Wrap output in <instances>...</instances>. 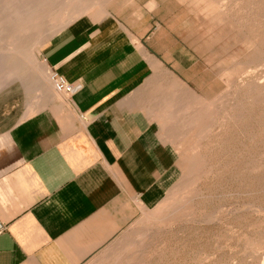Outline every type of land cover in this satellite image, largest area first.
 <instances>
[{
	"label": "crops",
	"instance_id": "1",
	"mask_svg": "<svg viewBox=\"0 0 264 264\" xmlns=\"http://www.w3.org/2000/svg\"><path fill=\"white\" fill-rule=\"evenodd\" d=\"M146 5L76 19L42 45L73 93L0 89V264H87L166 197L201 55Z\"/></svg>",
	"mask_w": 264,
	"mask_h": 264
},
{
	"label": "rangeland",
	"instance_id": "2",
	"mask_svg": "<svg viewBox=\"0 0 264 264\" xmlns=\"http://www.w3.org/2000/svg\"><path fill=\"white\" fill-rule=\"evenodd\" d=\"M138 1L156 7L155 20L191 51L199 50L201 94L181 117L180 158L166 197L138 210L87 264H264V0H0L6 15L0 29H8L0 33V89L17 77L10 67L20 54L16 60L26 67L18 77L29 80L26 91L62 94L39 59L42 45L62 30L61 18L71 11L79 12L77 20L70 16L74 22L103 18ZM19 4L36 7L31 23L9 18ZM33 42L36 59L29 63ZM29 105L32 112L35 105Z\"/></svg>",
	"mask_w": 264,
	"mask_h": 264
},
{
	"label": "bare ground",
	"instance_id": "3",
	"mask_svg": "<svg viewBox=\"0 0 264 264\" xmlns=\"http://www.w3.org/2000/svg\"><path fill=\"white\" fill-rule=\"evenodd\" d=\"M16 1V0H15ZM50 1V0H49ZM18 2V1H17ZM21 2V1H20ZM73 2V1H72ZM81 2V1H80ZM79 2V4H81ZM85 2V1H84ZM64 3V2H63ZM85 3H87V2H85ZM14 4H16V3H14ZM65 4V3H64ZM73 4V3H72ZM44 5V4H43ZM53 5H55V4H53ZM78 5V4H77ZM37 6V5H36ZM73 6H75V5H73ZM83 6V5H82ZM101 6V5H100ZM53 7V6H52ZM76 7V6H75ZM81 7V6H80ZM55 8V7H54ZM53 8V9H54ZM67 8V7H66ZM71 8H72V6H71ZM59 9V8H58ZM70 9V8H69ZM73 9V8H72ZM102 9V8H101ZM11 10V9H10ZM50 10H52V9H50ZM63 10H65V9H63ZM71 10V9H70ZM77 10V9H76ZM75 10V11H76ZM67 11V10H66ZM80 11V10H79ZM84 11V10H83ZM51 12V11H50ZM59 12V11H58ZM70 12V11H69ZM72 12V11H71ZM70 12V13H71ZM73 12H74V10H73ZM88 12V11H87ZM9 13V12H8ZM70 13H67V14H65L64 16L63 15H61V16H63V18H61L59 15V17L61 18V21L63 20H65V23H63V21L61 22V24L58 26V29H62V28H64L66 25H68L69 23H71L72 22V20H74V19H69V18H71L70 16H74L76 19H77V17H76V15L79 13H77L76 15H70ZM76 13V12H75ZM52 14V13H51ZM64 14V13H63ZM81 14V13H80ZM83 14V13H82ZM41 15V14H40ZM56 15V14H55ZM67 15V16H66ZM84 15V14H83ZM103 15L104 16H107L108 15V12H104L103 13ZM0 16H1V18H5L6 17V15H4V13H0ZM26 17H28V19H30L31 21H30V23L36 18V7L35 8H33V7H29V8H24V7H21L20 6V4H19V7H17V6H13L12 7V14H11V16L9 17L12 21L13 20H16V21H21L22 19H26ZM42 17H44V14H43V16ZM59 17H57V18H59ZM51 18V17H50ZM73 18V17H72ZM6 19V18H5ZM69 19V20H68ZM37 20V19H36ZM52 20V19H51ZM71 20V21H70ZM2 21V20H1ZM15 21V22H16ZM40 21V20H39ZM53 21V20H52ZM68 21H70V22H68ZM9 22V21H8ZM22 22V21H21ZM11 23V22H10ZM13 23V22H12ZM23 23V22H22ZM35 23H36V21H35ZM39 23V22H38ZM50 23V22H49ZM21 24V23H20ZM24 24V23H23ZM26 24V23H25ZM57 24V23H56ZM65 24V25H64ZM4 25H7V21L6 22H3V23H1V26H4ZM10 25V24H9ZM31 25V24H30ZM58 25V24H57ZM56 25V26H57ZM17 26H18V23H17ZM20 26V25H19ZM27 26V25H26ZM25 26V27H26ZM35 26V25H34ZM54 26V25H53ZM52 26V27H53ZM7 27H9V26H7ZM13 27V26H12ZM33 27V26H32ZM39 27V26H38ZM2 28V27H1ZM24 28V27H23ZM10 29V28H9ZM12 29V28H11ZM56 29V28H55ZM6 30H8V29H0V33H5L4 31H6ZM14 31H19L20 29H13ZM28 31L27 32H29V31H31L32 29H27ZM41 30V29H40ZM44 30V29H43ZM24 31V30H23ZM34 31H36V30H34ZM49 31V30H48ZM52 31V30H51ZM12 32V31H11ZM22 32V31H21ZM42 32V31H41ZM50 32V31H49ZM48 32V33H49ZM16 33H14V35H15ZM20 34V33H19ZM18 34V35H19ZM27 34V33H26ZM34 34H36V33H34ZM38 34H39V31H38ZM47 34V33H46ZM50 34V33H49ZM17 35V34H16ZM27 36V35H26ZM37 36V35H36ZM39 36V35H38ZM46 36V35H45ZM1 37V36H0ZM11 37H13V36H11ZM3 38V37H2ZM1 38V39H2ZM14 38V37H13ZM13 38H11V39H13ZM16 38H17V36H16ZM37 38H39V37H37ZM40 38H41V35H40ZM39 38V39H40ZM43 38H44V36H43ZM33 39V38H32ZM19 40V39H18ZM38 40V39H37ZM45 40V39H44ZM3 41V40H2ZM7 42L9 41V40H6ZM14 41V40H13ZM33 41V40H32ZM18 42V41H17ZM37 42V41H36ZM34 43V42H33ZM13 44V43H12ZM35 45H33L32 47H31V49L29 50V52L27 53V51H26V55H27V60H29V63H30V60H31V63H32V61L33 60H35L36 59V50H35V46L37 45L36 43H34ZM38 44H39V42H38ZM29 46V45H28ZM10 48V47H9ZM8 48V49H9ZM17 50V49H16ZM23 50V49H22ZM9 51V50H8ZM14 51V50H13ZM24 51H25V49H24ZM20 52V51H19ZM23 52V51H22ZM11 53H13V52H11ZM10 53V54H11ZM18 53V52H17ZM18 55H20V54H15V55H13L12 57L15 59H17L18 60V58H20ZM38 55V54H37ZM3 57V56H2ZM24 57H25V54H24ZM6 59V61H7V58H5ZM5 59H3V60H5ZM15 59V61L13 62V64L11 65V67H10V70H11V72H13V73H15L16 72V75H17V77L15 78V80L14 81H16V80H18L20 83H21V85L23 86V88L25 89V90H28V88L30 87L29 86V84L27 83L28 81H27V78H25V77H18V75L20 74V70H23L24 69V66H21V65H19L18 64V62H17V60ZM1 60V59H0ZM20 60V59H19ZM18 60V61H19ZM23 61H25V59H22ZM9 62V61H8ZM16 62V63H15ZM40 62V61H39ZM1 63V62H0ZM10 63V62H9ZM26 63V62H25ZM3 63H1V65H2ZM5 64V63H4ZM8 64V63H7ZM11 64V63H10ZM24 64V63H23ZM16 65V66H15ZM29 65V64H28ZM7 66V65H6ZM26 67V66H25ZM32 67H33V65H32ZM32 67H30V69L32 68ZM36 67V66H35ZM2 68V67H1ZM43 68V67H42ZM45 68V67H44ZM38 69V68H37ZM26 70V69H25ZM34 70V69H33ZM36 70V69H35ZM40 70V69H39ZM9 71V70H8ZM7 71V72H8ZM29 71V70H28ZM38 71V70H37ZM2 72V71H1ZM32 72V71H31ZM40 72V71H39ZM38 72V73H39ZM9 73H10V71H9ZM24 73H26V71L24 72ZM41 73V72H40ZM46 73V72H45ZM48 73V72H47ZM2 75V74H1ZM6 75V74H5ZM21 75H24L23 73L21 74ZM11 77V76H10ZM34 78V77H33ZM44 78V77H43ZM45 78H48V76L46 75V77ZM13 79V78H12ZM7 81V80H6ZM11 81V80H10ZM46 81V80H45ZM30 82H31V80H30ZM33 82V81H32ZM47 82V81H46ZM7 83V82H6ZM10 84V83H9ZM38 84V83H37ZM42 85H43V83H42ZM53 85V84H52ZM48 86V85H47ZM34 87H36V86H34ZM42 87V86H41ZM47 89H49V87H46ZM30 90V89H29ZM33 90H35L34 88H33ZM56 90V89H55ZM50 91V90H49ZM53 91V90H52ZM39 92V91H38ZM56 94V93H55ZM39 102V101H38ZM25 103V102H24ZM38 105V104H37ZM32 108V106L31 105H29V108ZM26 111V110H25ZM144 236V235H143ZM135 244V243H134ZM136 245V244H135ZM130 246V245H129ZM137 246V245H136ZM133 247V246H132ZM131 248V247H130ZM116 256V255H115ZM118 256V255H117ZM116 256V257H117ZM113 258H115V257H113ZM112 262H113V260H112ZM114 264V263H113ZM115 264H117L116 262H115Z\"/></svg>",
	"mask_w": 264,
	"mask_h": 264
},
{
	"label": "built area",
	"instance_id": "4",
	"mask_svg": "<svg viewBox=\"0 0 264 264\" xmlns=\"http://www.w3.org/2000/svg\"><path fill=\"white\" fill-rule=\"evenodd\" d=\"M52 82L55 89L62 94H71L79 88L78 85L77 86L73 85L66 79L65 76L61 74H53ZM4 230H5V224L0 221V233L3 232Z\"/></svg>",
	"mask_w": 264,
	"mask_h": 264
}]
</instances>
